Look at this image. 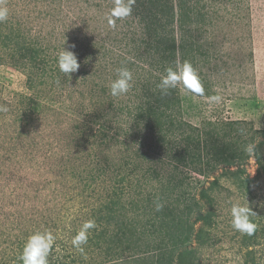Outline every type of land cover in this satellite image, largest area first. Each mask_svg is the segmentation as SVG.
<instances>
[{
  "label": "rangeland",
  "instance_id": "obj_1",
  "mask_svg": "<svg viewBox=\"0 0 264 264\" xmlns=\"http://www.w3.org/2000/svg\"><path fill=\"white\" fill-rule=\"evenodd\" d=\"M191 1L207 17L197 19L195 11L185 27L177 21L174 36L176 44L200 48L192 65L210 91L200 97L178 85L180 118L201 133L209 125L227 132L228 123L246 132L240 134L235 162L214 168L206 156L201 165L178 164L159 150L157 133L138 118L145 88L166 73L159 57H148L144 25L133 13L112 28L106 16L114 0H6L10 16L0 23V105L9 110L0 112V264H22L19 255L27 237L46 229L56 236L49 255L54 264H153L163 248H171L158 231L154 203L168 182L180 183L187 203L199 205L190 218L193 234L186 245L195 250L199 264H264V0ZM14 28L25 34L26 46L35 43L52 60L64 42L66 49L74 45L70 50L83 58L78 63L87 66L60 79V85L53 83L33 69L16 43H4ZM182 63L179 58L177 65ZM120 64L141 76L126 95L112 97L110 83ZM153 65L159 69L153 68L154 78L148 80ZM54 67L59 71L57 62ZM82 70L87 74L81 75ZM212 95H220L222 102L209 103L206 97ZM182 136L172 139L178 148ZM249 142H258L254 158L244 151ZM236 170L244 172L241 179H254L249 193L236 184L237 178L223 176ZM215 179L219 183L209 192L210 207L202 191L212 188ZM115 191L123 194V213L107 223L106 212L95 213L117 203ZM237 202L256 213L252 236L231 227L230 208ZM199 214L210 215V227L195 221ZM88 220L97 222L96 230H89L82 255L71 240ZM201 230L203 245L196 239ZM108 231L114 243L102 235ZM117 236L121 241H115ZM91 238L99 247L90 244ZM179 253L174 264H179Z\"/></svg>",
  "mask_w": 264,
  "mask_h": 264
},
{
  "label": "trees",
  "instance_id": "obj_2",
  "mask_svg": "<svg viewBox=\"0 0 264 264\" xmlns=\"http://www.w3.org/2000/svg\"><path fill=\"white\" fill-rule=\"evenodd\" d=\"M199 10L200 8L198 7V3L192 2L191 0H177L176 2L174 0H136L132 13L134 18H139L141 23L144 25L145 36L143 37L147 41V49H150L151 51L148 54V57H159L157 59L162 60L161 68L163 73H166V69L169 67L176 66L179 58L183 62L189 61L193 64L196 55L202 54L200 48L196 47L192 43L188 44L178 42V44H176L177 42L173 29V26L177 23V21H179L181 27H185V24L188 22L191 23L194 18L195 11L197 13L196 16H198L197 19L200 17L202 19L206 18L207 14L204 15L201 10ZM22 33L20 28H14L12 29L10 35L6 36L3 41L7 45L16 43L20 50L22 49L29 55L33 69L41 72L43 76H47V79H51L53 83L56 82L57 79L66 78L63 74H60L63 76L58 77L60 72L57 70V67H54V64L57 62L55 58L52 60L51 56H47V58L43 57L41 55L43 52L41 47L37 48L35 43L29 44L30 46L25 45L24 40H26V36ZM144 39L143 43L145 44ZM138 50H140V47ZM140 52L142 53L140 58L144 57V52H142V50H140ZM77 58L78 61L83 59L80 55H78ZM85 58L88 57L85 56ZM131 63L132 66L136 65L135 62H130L129 65ZM82 65L84 67L87 66L85 63H82ZM83 66L80 67L84 69ZM153 68L159 69L156 65L151 66L149 70L150 77L148 80L154 78L152 76V72L154 71ZM53 69H56L57 75H54L52 71ZM132 72L134 79L140 78L141 75L138 71H135V73L134 71ZM80 74L86 75L87 71L82 70ZM48 76L50 78H48ZM203 83H205L204 91H210L209 83L206 81H203ZM158 84L159 83L156 85L149 84V86H147L148 88H145V85H140L142 88H145L147 92L144 105L138 108V118L148 124L147 128H151L157 133L156 141L159 150L168 154L169 157H173L178 164L185 166L201 165L203 156H206L208 165L212 168L221 164L234 163L238 156V152L241 151V146L238 144L241 142L240 132L234 127L237 124H225L224 126H228L229 129L227 132L223 133L220 128L218 130V127L209 125L207 128L208 130L205 133H201L199 129L182 122L180 118L181 98H179L177 94V88L170 89L167 95H163L157 87ZM180 134L184 135L181 138L182 144H180L183 145L182 148H178L176 143L172 140L173 137ZM261 144L264 146V142ZM243 173L244 172H240V170H236V172L227 171L223 176H232V178H237L235 179L236 184L249 193L252 184L254 183V179H251L248 175L242 179L238 177L240 176L239 174ZM218 183L219 179H215L212 183V188L202 191V198L207 201L210 207H212L211 205L213 200L210 197L209 192H211L218 185ZM171 186H174V188H170ZM181 188L182 186L178 182L176 184L168 182L167 184L162 185V194L155 195V204L157 202H163L162 210L157 211L155 216L157 222H159L158 231H161L164 239L168 238L171 248L170 250H167L166 247L163 248V253L159 252L153 264H174V255L177 251L180 252L178 260L179 264H199L196 260L195 250H187L186 248V245L192 240L193 234L192 221L190 218L193 213H196L194 208L199 205L195 202L193 205L187 203V200L184 198V194L181 192ZM175 190L177 196L175 194ZM122 195L123 194L115 191V197L118 198L117 203L113 202L112 208H102L97 211L95 215L98 212H106L104 219L107 223L116 220V216H118L120 212L123 213V210L120 207ZM131 205V207H138L137 204L131 203ZM95 217L96 216H94V218ZM195 221L204 222L203 226H211L210 215L204 216L203 214H199ZM95 224H97V222H95ZM131 225H133V223ZM90 230L94 232L96 228ZM202 232L203 230H201L196 236V239H199L201 245L206 243L201 237L200 233ZM104 233L105 234L102 235L108 238L105 240L107 242L114 243V240L109 239L112 236V233L110 231ZM97 238H91L90 244L99 247ZM119 240V236L115 237V241ZM48 259L49 264L55 263L52 261V257H48ZM56 263L66 264L65 262H61L59 260H57ZM72 263L75 262L72 261Z\"/></svg>",
  "mask_w": 264,
  "mask_h": 264
},
{
  "label": "clouds",
  "instance_id": "obj_3",
  "mask_svg": "<svg viewBox=\"0 0 264 264\" xmlns=\"http://www.w3.org/2000/svg\"><path fill=\"white\" fill-rule=\"evenodd\" d=\"M136 0H114L113 7L106 16V21L109 27L114 28L117 20H123L132 15L133 6ZM10 9L7 6L6 0H0V23L8 21ZM65 44V42H64ZM57 55V65L59 72L65 77L71 78V74L78 71L80 64L78 63L77 55L74 51V45L68 49L64 47ZM133 72L126 66H120L116 69V78L110 83V95L112 97H121L126 95L133 86ZM56 84L60 85L61 80L57 79ZM178 85H183L184 89L193 95L203 97L204 86L200 80L199 74L193 67L192 63L185 61L180 65L169 67L166 69V74L161 78L157 87L161 94L167 95L170 89H175ZM207 101L212 104L222 102L220 95H212L206 97ZM7 105H0V112H7ZM241 135H245V129L239 130ZM258 142H249L244 146L245 153L253 157L257 154ZM163 204L156 203V211H160ZM231 227L242 235L252 236L257 225L252 221V217L256 213L247 203H233L230 208ZM95 221H85L78 232L72 237V246L82 255L85 253L84 246L88 243L89 230L95 228ZM56 241V236L51 230H37L30 234L19 255V260L22 264H49V255Z\"/></svg>",
  "mask_w": 264,
  "mask_h": 264
}]
</instances>
